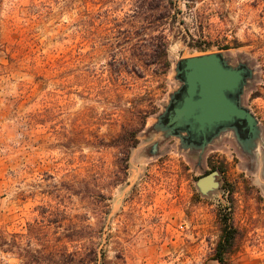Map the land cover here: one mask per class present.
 I'll list each match as a JSON object with an SVG mask.
<instances>
[{
    "label": "rangeland",
    "instance_id": "1",
    "mask_svg": "<svg viewBox=\"0 0 264 264\" xmlns=\"http://www.w3.org/2000/svg\"><path fill=\"white\" fill-rule=\"evenodd\" d=\"M136 1L0 0V264H24L17 247L40 250L71 221L113 264H219L224 225L230 264H264V148L251 169L220 140L198 167L153 129L180 86L176 63L222 52L255 72L243 100L264 144V0H179L167 74L152 60L127 70L148 43H111ZM219 166V189L203 195L198 180Z\"/></svg>",
    "mask_w": 264,
    "mask_h": 264
},
{
    "label": "water",
    "instance_id": "2",
    "mask_svg": "<svg viewBox=\"0 0 264 264\" xmlns=\"http://www.w3.org/2000/svg\"><path fill=\"white\" fill-rule=\"evenodd\" d=\"M255 72L247 63L233 66L222 52L181 59L176 63L175 79L180 86L171 93L169 103L153 125L162 140L177 139L179 149L202 160L208 149L231 134L243 153L257 161L262 143L259 120L244 105L243 97ZM159 144L153 146L156 155ZM219 172L201 177L197 186L203 195L219 189Z\"/></svg>",
    "mask_w": 264,
    "mask_h": 264
},
{
    "label": "trees",
    "instance_id": "3",
    "mask_svg": "<svg viewBox=\"0 0 264 264\" xmlns=\"http://www.w3.org/2000/svg\"><path fill=\"white\" fill-rule=\"evenodd\" d=\"M184 4L189 10L196 9L200 3L208 0H184ZM179 0H138L135 2L133 14L127 15L122 21L114 19L115 40L111 43H148L147 52L144 51V60L131 61L126 63L127 70L137 69L139 62L147 64V60H152L167 74L171 64L168 58L169 34L175 31L179 24H184V19L179 18L184 15ZM200 15H198L199 17ZM196 16L195 19L198 20ZM178 33L181 34L179 27ZM169 32V33H168ZM177 36V35H176ZM230 47L219 50H228ZM206 53L207 50H202ZM134 56L137 58V55ZM132 68V69H131ZM119 73L123 71L119 70ZM127 72V71H126ZM126 151L133 146L124 139ZM50 217H45L46 219ZM70 222L71 232L64 238L52 243L43 245V248L33 249L31 244L28 247L18 248V256L24 264H113L107 257L103 249H99V244L94 238L81 237V226ZM223 233L215 249V260L219 264H230V255L236 243V233L228 225L222 226ZM89 229V228H88ZM34 231L31 230L29 238L33 240ZM84 242V249L76 247L70 251L68 244L81 245Z\"/></svg>",
    "mask_w": 264,
    "mask_h": 264
},
{
    "label": "flooded vegetation",
    "instance_id": "4",
    "mask_svg": "<svg viewBox=\"0 0 264 264\" xmlns=\"http://www.w3.org/2000/svg\"><path fill=\"white\" fill-rule=\"evenodd\" d=\"M221 140H223V141H229V143H231L232 145H233V147H235V149H236V154H237V156H233V158H237L238 160L239 159H242L244 162L246 161L248 164H249V167L251 168V161H250V159H249V157H247L244 153H243V151L241 150V148H240V146L237 144V142H236V140H235V138L231 135V134H227V135H225ZM215 145V144H214ZM213 145V146H214ZM212 147V146H211ZM235 153V152H234ZM204 158V157H203ZM199 163H198V167H202V163H203V159L202 160H199L198 161ZM220 164V163H219ZM226 164H227V162L226 161H224L223 163H222V165H224V166H226ZM221 165V164H220ZM222 167V166H219V167H215V169L214 170H216L217 172H219V175L221 174V171L222 170H224L226 167ZM210 172H213V171H210ZM207 173H203L202 174V176H204V175H206Z\"/></svg>",
    "mask_w": 264,
    "mask_h": 264
}]
</instances>
